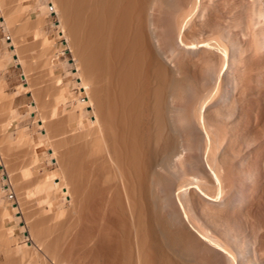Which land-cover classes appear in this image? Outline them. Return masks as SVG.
Masks as SVG:
<instances>
[{
    "label": "bare ground",
    "instance_id": "1",
    "mask_svg": "<svg viewBox=\"0 0 264 264\" xmlns=\"http://www.w3.org/2000/svg\"><path fill=\"white\" fill-rule=\"evenodd\" d=\"M51 4L86 99L66 110L70 86L57 75L53 98L41 94L52 100L33 122L59 173L48 175L42 207L26 188L30 201L0 208V264H264V0H184L163 34L169 0ZM193 7L210 29L199 38ZM18 60L27 85L15 95L38 84ZM58 107L65 115L54 120ZM10 113L7 125L27 116ZM38 157L33 150L28 166ZM12 213L22 215L29 242Z\"/></svg>",
    "mask_w": 264,
    "mask_h": 264
},
{
    "label": "crops",
    "instance_id": "2",
    "mask_svg": "<svg viewBox=\"0 0 264 264\" xmlns=\"http://www.w3.org/2000/svg\"><path fill=\"white\" fill-rule=\"evenodd\" d=\"M9 2H10L11 5L9 4ZM11 2L14 3V4H12ZM6 3H8V4H6ZM0 4H3L2 6H0V61H1L0 62V65H1L0 66V85H1L0 86V90H1V92H0V107H1L0 108V117L3 114L2 118H0V122L2 121L1 125H0V129H1L0 131H2V133H0V135H1L0 144H1V146H4V147L6 146L5 148L2 147L0 149V150H2V151H0V154L4 150V151H6V152H4V154H7L9 152H11V153L13 152V154H15L17 156V157H15V156L13 157V155L11 153H10V157H9L8 154L6 155V157H5L4 154H2L0 156V208H5L6 207L8 210H11L13 207H17V206L19 207V206L23 205L25 201L26 202L30 201L29 200L30 196L28 197V192L25 191L26 188H27V190H29V188L32 190L31 191V194H32L31 196L33 197L32 201L39 208V207H42L44 204H46L49 201L50 192H51V185L47 183L50 176H48L49 174L46 173L48 171L45 169V167H43V166L46 165V161L48 159L47 156H45V154H44V150H42L45 147L44 146V142L47 139L46 136H45V129H40V130L37 129L36 130V127L34 126V124L32 122V119H35V117H37L40 112L42 113V111H39V109L42 110V108L45 107L39 101H37V100H39V98H41V96H42L41 94H43V92H40L41 90H40V87H38V85H39V83H38V84H36L37 86L36 85L33 86L34 88L35 87L39 88V89L35 88V89L39 90V93H38L37 90H35V91H37V93L40 94V96H39V98L37 100H35V97H33L35 95V93H36V92L33 93L34 92V88H33V91H31V90L26 91V93H27V100L26 101L24 100V97H23V94L25 92L20 93L18 95H15L16 91L18 89H20L18 87H21V85L26 86L27 83L25 81V75H23L24 73L20 74V73H17L15 71H13L12 70V65H13V63H16L15 65L21 67V65H20L21 62H19V60H18L19 57H23L24 58V57H27L30 54L33 59H38L39 57H41L43 55V47H44V41L43 40H44V36H46L45 35L46 34L45 25H44L45 21H43L42 24L40 23L39 26L36 25V23L38 22V20H39V18L41 16H39V5L35 4L34 0H3V2H2V0H0ZM17 4H19V5H17ZM3 6L5 8H2ZM10 6H13V7H10ZM17 6L19 8H21V9H19ZM6 7H8V8H6ZM1 8H2V10H1ZM14 9H15V11H17V13L14 11ZM12 14H14V15H12ZM17 15H18V17H17ZM15 17H16V21H15ZM24 18H26V19H24ZM6 19L8 20V22L6 21ZM13 20H14V22H13ZM25 22L27 23V25H25L26 24ZM11 23H13V24H11ZM19 25H20V28H19ZM23 29L25 31L23 33H21V31H23ZM16 32H19L22 35H20L19 33H16ZM16 34H17V36L15 38ZM25 34H26V36H25ZM22 36L23 37L25 36V37L23 38ZM6 37L8 39H6ZM18 37L20 38V40H17L18 41L17 43H19V44H17L16 46H19V45H21V46H19V47L13 46L12 38L13 39L15 38V40H16V39H19ZM23 39H24V41H23ZM4 40L6 41V44L3 45ZM29 51H31V53H29ZM39 73L40 72L31 73L32 76H30V80H34L35 79L37 82H39V80L41 81L43 76H42V74H39ZM35 80H34V82H36ZM36 101H37V103H36ZM11 103H13V104H11ZM38 103H40L41 105L40 104L38 105ZM30 106L31 107L33 106V110L32 111L29 110ZM39 106H41V107H39ZM48 108H49V106H48ZM48 108H46V109H48ZM46 109H44V110H46ZM13 111L16 112L18 115L27 114V116L24 117L22 120H20L17 123H16V120L12 121V124L10 123V125H11L10 126L9 124L7 125L6 121L8 120L7 119L8 116H10V114H11L10 112H13ZM53 111H54V115H53L52 118L54 120H56L58 118H61L59 116L60 115L59 113L61 112V109L59 107L56 110H53ZM3 116H5V117H3ZM28 116H30V119L28 118ZM4 120H5V122H4L5 125L3 123ZM2 124H3L4 128L2 127ZM33 127H35V128L33 129ZM4 129H6V130H4ZM19 130H21V131H19ZM15 131L20 133V134L17 133L16 135H18V137H19V139L21 141L15 135ZM3 133H5L7 140L4 138L5 135ZM2 134L4 135V137H3ZM20 137L22 139L26 138L25 139L26 141H27V138H28V142H30L31 144L30 143L29 144L28 143L25 144V142H23L24 139L22 140ZM14 138H16V139H14ZM10 140L12 141V143L9 142ZM41 141H43V144H42ZM4 142H7L9 144L6 145V143H4ZM15 142L16 143L18 142V144H20V146L18 144H16ZM39 143H40V146H39ZM10 144H12V145H10ZM16 145H18V146H16ZM22 145L26 148L25 149L26 151L24 150V147ZM30 145H31V147L32 146L33 147L31 148ZM11 146H14V147H11ZM7 147L10 148L11 151L9 149H8L9 151L6 150ZM40 147H43V148H40ZM14 148H16V149H14ZM32 149L33 150H35V149L37 150L39 157H38V162L31 168V167L28 166V163H29V160H30L31 155H32V151H33ZM18 152H19V154H18ZM23 152H24V154H23ZM49 153H50V150H49L48 154ZM11 156L13 157V159H12ZM22 157H24V158H22ZM5 159H7V160L5 161ZM8 162L11 163V164H9ZM19 163H20V165H19ZM4 164H5V166H7L6 164H9L10 168L9 167L5 168ZM22 165H23V167H22ZM38 166L43 167V169H38ZM9 171H11L10 172L11 174L8 173ZM32 171H34V172L31 173ZM49 172H51V170H49ZM4 173H6V175H7L6 179L3 176ZM8 174H10V175H8ZM16 174H17V176H15ZM12 176H14L13 178H15V179H13ZM18 178H20V179H18ZM35 178H36V180H35ZM12 179L15 180V182L17 184L12 183V182H14ZM43 179H45V180H43ZM27 180H29V181H27ZM38 180H40L43 184L40 183V181H38ZM18 181H19V183H18ZM20 181H21V183H20ZM33 181H36V182L33 183ZM44 181H46V182H44ZM30 183L33 184V185H31ZM4 186H6V187H4ZM8 189L10 190V192H9ZM23 191H24V193H23ZM15 192H18V193H21V194L17 195V193H15ZM26 192H27V194H26ZM10 194H12L13 197L15 198V200H16L15 204L16 205H13L11 203V199L12 198H10ZM16 196L19 198V200H18V198ZM20 196H22V197H20ZM8 202H9V204H8ZM19 203H22V204L18 205ZM5 204H6V206H4ZM12 215H13V217H14V215H16L15 217H16V220L18 222H19L18 219H22V215L21 214H18V213L13 214L12 213ZM2 218L4 219V217H2ZM8 224L9 223H6L7 226H8ZM1 256H3V255L0 252V257Z\"/></svg>",
    "mask_w": 264,
    "mask_h": 264
},
{
    "label": "rangeland",
    "instance_id": "3",
    "mask_svg": "<svg viewBox=\"0 0 264 264\" xmlns=\"http://www.w3.org/2000/svg\"><path fill=\"white\" fill-rule=\"evenodd\" d=\"M35 1H36L35 4H38L39 5V15L41 16L40 18H43L44 17L43 20L45 21L44 25H45L46 36H44V40H43L44 41L43 55L41 57H39L38 59H33L32 56L29 54L28 57H24L23 59L27 61V64L26 65H28L29 67L31 66L30 67L31 72L34 73L37 70L38 72H40L39 74H42L43 77H42V80L38 82V83H40L38 86L40 87V90L43 91V95H45L47 93H48V96H49V94L50 95L51 94L54 95V93L56 92V90L54 89V87H52L53 89L50 87L52 84H54V86H56L54 79H52L56 75L57 76H61L62 83L63 84H66L67 86H70V92L69 93H70L71 96H70V98L68 100L69 103L67 104V106L65 108L67 110V109H69L71 107V105L73 104V102H75V99L76 98H81L82 100H85L86 99L85 98V95L83 93V90L80 88V85H79V72L77 71V67H76L77 62H78V60H77L78 58L74 55V51L71 48L70 39H69L70 37L68 38V36H65V35L62 36L58 32L59 29L57 28V25L59 24V17H58V14L55 12V10L52 7V4H51L52 3V0H35ZM168 5L169 6L167 8V13H165L164 15H162V19H160V21L158 22V25L160 26V28H159L160 34H163L164 33L163 32V27L161 28V26H163L165 24V22L168 23L169 22L168 20L172 21L171 18H175L177 12L179 10H181V8L187 9L186 8L187 7L186 4H184V0L183 1L182 0H169V4ZM193 8H191V10ZM224 8L226 9V6L223 7V9L222 8L221 9L223 11H225ZM234 8L235 9H233L232 12L238 15V12L239 11L237 9V6H234ZM222 10L216 11L214 13L219 14V13L223 12ZM193 11H194V13H193ZM193 11L190 13V15L188 16V18L189 17L192 18L194 22L197 21L196 22L197 25H195L196 26L195 29H196V33L198 34L197 37L199 38L200 35H204L210 29H208L209 27L207 25H203V24L201 25V22L203 21L201 19L203 17L205 18V16L203 15V17H202L201 14H200L201 18H199L200 16L198 14V11L195 8L193 9ZM174 14H175V16H174ZM196 14H198V16ZM223 14H224V12L221 13L220 15L223 16ZM170 16H173V17L170 18ZM168 17H169V19L167 20L166 18H168ZM196 17H198L199 19H196ZM256 17L259 18L261 16L258 15ZM164 19H166V21ZM235 23H237V20H236ZM199 26H200V28H199ZM201 26H203V28H201ZM205 26H206V29L207 30L205 29ZM237 27L238 26L236 25V29L235 30H238L239 29ZM199 32L201 34H199ZM56 34H58L60 38ZM197 34H195V37H196ZM29 53H31V51H29ZM53 57H55V59H53ZM75 57L77 59H75ZM15 64L16 63H13L12 70L15 71V72H17V73L23 74L24 73L23 67H19V66L15 65ZM34 65H37V66L34 67ZM40 65H41V67H40ZM48 65L50 66V70H49V68H47ZM44 70H45V74H44ZM46 72H48V74ZM49 81H52V82H49ZM41 85H43V86H41ZM51 89L54 92L51 91ZM53 95H51L50 97L53 98ZM48 96L47 97L44 96L45 99H46L45 102H44L45 99H43V97L39 98V100H40L39 102L42 101L41 104H44L45 103V108L48 106L46 104L47 101L52 100V99H50V97L48 98ZM23 97H24V100L26 101L27 100V93L26 92L23 94ZM49 102H48V104H49ZM60 109H61V112L59 113L60 114L59 116L60 117L62 116V118H63L64 115H65V113L63 112V109L62 108H60ZM84 112L87 114V116H86L87 118H90L91 119L93 117V113H92L91 108L87 107L84 110ZM39 117H40V115H38V118ZM28 118L30 119V116H28ZM33 121L35 122L36 120L32 119V122ZM34 126H35V123H34ZM73 127H74V124H72L70 126V129H72ZM87 128H89V125H85L82 128V131H85ZM68 135L69 134H67V137H69ZM62 137L65 138V139H67L66 136L65 137L62 136ZM46 140H47V143L46 144L48 146H45L44 148L43 147H40V148H43L42 150H44V154L48 158V160L46 161V165L43 166V167H45V169L48 171L47 173H49V170L52 171V172L49 173V175H54L56 177V174L59 173V165L57 164V162L55 163V160H53L50 157V155H49L50 153L48 154V152L50 150V146H49V141L50 140H48V139H46ZM50 158H51V160H50ZM43 167L38 166V169H43ZM3 176L5 177V179L7 178L6 173H4ZM4 187H6V186H4ZM11 203L13 205H16L15 204L16 203V200H15L14 197H12ZM67 204L68 203L66 202V205ZM55 209H57V206H55ZM14 218L16 219L15 215H14ZM18 220H19L20 223L18 221H17V223L19 225L21 224L20 226H22V229H21L22 241H28L29 242L28 238L25 237L27 235V232H26L25 227L23 226V219H18ZM4 259L5 258H3V256H1L0 257V262L2 263L4 261Z\"/></svg>",
    "mask_w": 264,
    "mask_h": 264
},
{
    "label": "built area",
    "instance_id": "4",
    "mask_svg": "<svg viewBox=\"0 0 264 264\" xmlns=\"http://www.w3.org/2000/svg\"><path fill=\"white\" fill-rule=\"evenodd\" d=\"M13 197V195L12 194H10V198H12Z\"/></svg>",
    "mask_w": 264,
    "mask_h": 264
}]
</instances>
